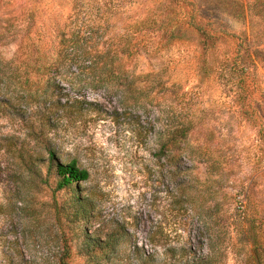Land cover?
<instances>
[{
    "label": "rangeland",
    "instance_id": "obj_1",
    "mask_svg": "<svg viewBox=\"0 0 264 264\" xmlns=\"http://www.w3.org/2000/svg\"><path fill=\"white\" fill-rule=\"evenodd\" d=\"M160 1L0 0L4 42L25 37L32 18L29 36L43 42L66 26L93 54L112 55L128 38L146 46L122 60L118 84L65 65L30 76L33 100L0 107V264H57L65 248L71 264H91L78 254L86 231L101 241L116 234L101 264H256L255 246L264 264V0H193L235 34L210 41L185 24L179 39L149 30L143 21L160 14ZM175 13L188 17L185 8ZM15 52V43L0 46L5 60ZM0 82L2 95L24 94ZM173 114L192 129L169 151L162 144ZM30 130L61 162L88 171L79 186L94 204L90 224L56 214L66 196L13 156L22 147L33 159L47 156Z\"/></svg>",
    "mask_w": 264,
    "mask_h": 264
},
{
    "label": "trees",
    "instance_id": "obj_2",
    "mask_svg": "<svg viewBox=\"0 0 264 264\" xmlns=\"http://www.w3.org/2000/svg\"><path fill=\"white\" fill-rule=\"evenodd\" d=\"M4 5L15 7L20 4L18 0H4ZM155 7L161 9L160 14L149 16L148 19L143 21V24L147 23L150 25L149 30L168 37L167 40L182 38L184 34L182 33V36H180V33L183 24L187 25L190 30L200 34L206 41L214 40L217 34L224 37H235V34L217 29L212 20L203 17L193 0H163L155 4ZM176 8L188 9V17L181 20L176 18ZM30 16L32 17L33 15L30 14ZM33 25L34 21L31 18V22L25 28L23 35L25 37H22L18 42H16L15 38L4 42L9 36L0 32V46H6L11 43L16 44V52L12 58L5 60L0 57V80L1 78H6L9 85L13 83L16 88H20L22 93L24 92V94L12 96V93L8 92L7 88L8 94L2 95L0 87V107L2 109L18 107L19 105L17 106V104L21 100L34 99L31 89L36 84H30V76L58 73L61 67L67 65L69 67L76 66L82 70L100 71L101 75H105L103 77L110 79L101 77L102 82L111 83L118 80V84L121 76L120 71L124 69L120 65L122 60L126 56L137 55L141 51L146 52V46H141L140 41L128 38L123 44L117 46L112 55H110V50L105 53L95 50L93 54L89 50V48L93 49L91 44L79 36L78 31H71L66 26H58L54 32L53 41L48 43L29 36L30 28ZM246 74L249 78L251 77L250 73ZM51 86L52 84L48 82L46 89ZM167 119L170 122L167 121L168 138L162 144V147H167L170 151L178 149L181 143L186 142L192 129V124L178 122L176 114L168 115ZM30 134L35 143H42V147L46 149L47 156L33 159V156L24 147L15 148L13 156L33 180L34 178H39L42 184L51 185L54 189V194L62 193L66 196L67 199L62 204H55L56 214L61 215L70 225L90 224L92 219H94V204L90 198L81 196L82 192L79 186L80 183L88 181V171L81 169L75 161L61 162L55 153L49 147L47 148L46 140H38L36 137H40V135L35 133L34 130H30ZM37 165L44 167V175L42 167L37 168ZM116 244V234H110L105 241H101L86 231L83 235L82 249L78 254L82 258H86L91 264H101L102 260H109ZM256 247H253V260L256 264H262L260 258L261 250ZM71 257L70 249L65 248L57 264H71ZM191 264H203V260L200 263L193 260Z\"/></svg>",
    "mask_w": 264,
    "mask_h": 264
}]
</instances>
